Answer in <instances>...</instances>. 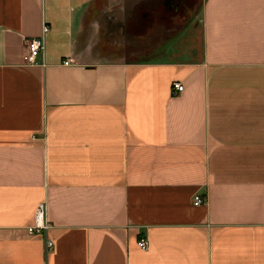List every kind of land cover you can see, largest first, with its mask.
<instances>
[{"label": "crops", "instance_id": "1", "mask_svg": "<svg viewBox=\"0 0 264 264\" xmlns=\"http://www.w3.org/2000/svg\"><path fill=\"white\" fill-rule=\"evenodd\" d=\"M126 1L0 0V264H264V0H202L191 49Z\"/></svg>", "mask_w": 264, "mask_h": 264}, {"label": "rangeland", "instance_id": "2", "mask_svg": "<svg viewBox=\"0 0 264 264\" xmlns=\"http://www.w3.org/2000/svg\"><path fill=\"white\" fill-rule=\"evenodd\" d=\"M202 0H133L126 1L125 3V13L124 15H130L133 9L136 7L139 8L138 14L144 12H150V15L155 16L154 25V35L152 44L147 41L143 36L141 39H138L137 46L139 48H158L165 42V45L170 47L178 46V37L187 33V47L190 49L194 47V43L199 44V31H200V13H199V4L201 5ZM164 3V4H163ZM166 4L179 5V7H173L169 5V8L166 7ZM172 10L169 12V10ZM170 15V16H169ZM178 16V18H177ZM163 17V19H162ZM169 17L176 18V20L169 21ZM125 45L129 46L130 42L121 41ZM198 47V46H196ZM175 51H138L135 56H127L128 58H137L136 60L142 58H151V59H162L169 58L170 55H173ZM193 53V51H189ZM123 54L126 55L129 51H123ZM174 56H172L173 58Z\"/></svg>", "mask_w": 264, "mask_h": 264}, {"label": "built area", "instance_id": "3", "mask_svg": "<svg viewBox=\"0 0 264 264\" xmlns=\"http://www.w3.org/2000/svg\"><path fill=\"white\" fill-rule=\"evenodd\" d=\"M49 32V27L44 26L42 28V35ZM25 52L23 55V63L26 65H35L38 56L44 51V41L43 36L40 38H27L24 40ZM69 61H65L63 65H68ZM173 89L177 92L183 91V86L179 84H173ZM204 203V199L200 195H195L193 197V205L201 206ZM52 225L46 219V205L45 203H39L33 213V223L27 228V233L32 236L44 235L48 230H50ZM137 247L145 251L148 248L147 240L140 236L136 242ZM53 247L51 241H46V249L50 251Z\"/></svg>", "mask_w": 264, "mask_h": 264}]
</instances>
